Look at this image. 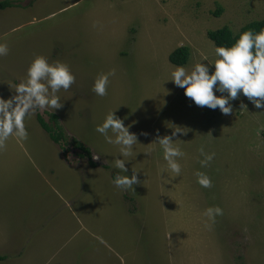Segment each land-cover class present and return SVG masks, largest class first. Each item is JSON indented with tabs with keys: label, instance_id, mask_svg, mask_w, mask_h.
<instances>
[{
	"label": "rangeland",
	"instance_id": "rangeland-1",
	"mask_svg": "<svg viewBox=\"0 0 264 264\" xmlns=\"http://www.w3.org/2000/svg\"><path fill=\"white\" fill-rule=\"evenodd\" d=\"M7 1L15 6L0 10V43L9 49L0 56V97L14 94L12 85L35 55L66 63L75 82L57 93L60 108L26 117L27 140L9 137L0 148L4 261L14 247L26 246L27 255L40 243L45 227L31 230L53 199L58 202L54 185L62 202L48 223L50 232L57 228L48 247L60 252L46 264H264V108L242 95L230 101L229 114L197 106L170 81L168 61L186 46L182 66L210 63L214 44L207 32L226 26L236 34L263 19L264 0ZM110 70L106 95L97 96L93 79ZM113 110L137 137L132 156L119 157L120 146L95 131ZM50 115L63 134L58 143L37 120L56 132ZM173 125L187 128L173 138L183 153L179 175L153 143ZM200 148L214 153L204 166ZM93 153L100 158L92 159ZM115 158L127 160L122 175L136 172L133 190L112 183L120 171ZM197 171L210 187L197 183ZM215 207L221 214L210 218L205 210ZM71 230L68 244L57 248L60 233Z\"/></svg>",
	"mask_w": 264,
	"mask_h": 264
},
{
	"label": "clouds",
	"instance_id": "clouds-1",
	"mask_svg": "<svg viewBox=\"0 0 264 264\" xmlns=\"http://www.w3.org/2000/svg\"><path fill=\"white\" fill-rule=\"evenodd\" d=\"M215 59L210 63L198 61L190 68L181 65H172L170 73L172 83L183 89L185 97L191 99L197 106H206L209 109H219L223 114L232 111L230 101L239 95L256 108H264V28L259 31L245 30L239 32L238 38L230 46L214 45ZM9 49L6 43H0V56L7 55ZM211 66V67H210ZM114 75V70L100 73L94 79L91 91L97 96L106 95L109 77ZM75 82V77L68 65L61 60L51 63L42 56L35 55L29 63L24 78L12 85L14 94L9 98L0 97V148L9 137L20 141L28 138L25 126L26 117L32 116L38 109L45 107L58 109L62 102L57 93L63 89L68 90ZM219 93L220 95H217ZM241 107H244L241 104ZM174 126L169 135L159 136L155 142L162 148L163 159L167 168L179 175L181 166L177 157L183 155L181 149L175 144L177 133L187 129ZM95 131L100 133L105 142L119 145V157H129L133 154V145L137 144L135 134L129 132L121 118L108 112L101 123L95 126ZM111 133V134H110ZM203 159L202 166L212 160L214 153H205L199 149ZM100 158L93 153L92 159ZM127 160L114 159L115 168L120 171L111 177L112 183L117 188H132L137 183L136 172L131 176L121 174L128 171L125 167ZM197 183L202 187H210L211 181L205 173L197 171ZM163 179V177L161 176ZM206 214L211 218L214 214H221L219 207L206 209Z\"/></svg>",
	"mask_w": 264,
	"mask_h": 264
},
{
	"label": "crops",
	"instance_id": "crops-1",
	"mask_svg": "<svg viewBox=\"0 0 264 264\" xmlns=\"http://www.w3.org/2000/svg\"><path fill=\"white\" fill-rule=\"evenodd\" d=\"M51 189V192L53 194V198H55V196L58 198V202H55V199H53V206H49L47 207V209L45 210L44 214L42 217H38V226L34 229L31 230V234H35V232H39L37 231L38 229L40 228H43L45 227V230H42V236L43 238L40 239V243H36V245H34L29 253L27 255H24L25 254V251H24V247L26 246H21L19 248H16L14 247L12 250L10 251H7L6 253H9L7 255H9V259L7 261H1L0 264H8L10 262V264H24V263H27V262H30V264H46V260L48 259H51L52 257L56 256L59 252H60V249H56V250H51L52 246H49L50 244H53V241L56 242L54 240V237H53V234L57 232V228L53 229L51 232L49 231V224L50 222L56 220V217L59 215V211H60V208H58L59 210L57 211V209L55 210V207H59L60 204L59 202L61 201L62 202V194L59 192V189L57 187H55L54 185H51L50 187ZM49 191V190H48ZM73 215V213H72ZM73 226V225H72ZM76 231V229L74 230ZM70 233H72V230L69 232V234H67L66 236H61V233H60V240H57L59 241V247L57 248H60L61 249L68 244V240L70 239ZM57 235V234H56ZM46 250V251H45ZM0 256H4L3 253H0ZM24 257V259L21 260V258ZM46 258V259H45ZM5 259V258H4Z\"/></svg>",
	"mask_w": 264,
	"mask_h": 264
},
{
	"label": "trees",
	"instance_id": "trees-1",
	"mask_svg": "<svg viewBox=\"0 0 264 264\" xmlns=\"http://www.w3.org/2000/svg\"><path fill=\"white\" fill-rule=\"evenodd\" d=\"M15 6V4L12 1H0V10L6 9L7 7ZM215 16L220 15V10H216L214 12ZM261 28H264V18L261 20H254L251 22H248L244 27L240 29L239 32L245 31V30H254V31H259ZM238 33L233 34L231 30L223 26L219 29L208 31L207 32V37L210 39L214 45L220 46H230L232 43L235 42V39L238 38ZM188 48L186 46H181L176 49H174L169 55H168V61L173 64V65H184L188 59ZM52 121L55 122L56 128L58 131L54 132L53 128L49 126L43 119L39 116H37V120L43 130L48 133L50 139L54 143H58L61 138L63 137L62 132L60 131V128L58 127L56 123V117L54 115L49 116ZM75 147H78L80 149H83L84 151H88L85 147L81 146L79 143L75 142L74 143ZM91 166H94L93 163H90ZM4 256H0V263L1 261L4 260Z\"/></svg>",
	"mask_w": 264,
	"mask_h": 264
},
{
	"label": "bare ground",
	"instance_id": "bare-ground-1",
	"mask_svg": "<svg viewBox=\"0 0 264 264\" xmlns=\"http://www.w3.org/2000/svg\"><path fill=\"white\" fill-rule=\"evenodd\" d=\"M179 193V192H178Z\"/></svg>",
	"mask_w": 264,
	"mask_h": 264
}]
</instances>
